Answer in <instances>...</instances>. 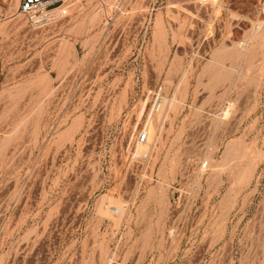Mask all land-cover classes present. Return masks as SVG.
Masks as SVG:
<instances>
[{"label": "rangeland", "instance_id": "374dc122", "mask_svg": "<svg viewBox=\"0 0 264 264\" xmlns=\"http://www.w3.org/2000/svg\"><path fill=\"white\" fill-rule=\"evenodd\" d=\"M263 3L0 0V264H264Z\"/></svg>", "mask_w": 264, "mask_h": 264}, {"label": "built area", "instance_id": "2783aa9c", "mask_svg": "<svg viewBox=\"0 0 264 264\" xmlns=\"http://www.w3.org/2000/svg\"><path fill=\"white\" fill-rule=\"evenodd\" d=\"M204 3H208L209 0H203ZM67 0H21L20 11L28 19V22L32 26H43L55 22L61 18L68 16V9L66 8ZM259 16H264V3L257 10ZM161 91V90H160ZM161 107L160 94L157 95L155 103L148 118H151L154 111H158ZM155 109V110H154ZM136 136V138H135ZM135 153L132 155L133 159H137L141 169H145L148 173L151 167V141L150 132L148 130V124H146L137 134L134 132L127 145L124 146L128 151L132 147L133 140ZM143 148V151L138 154V149ZM139 183V182H137ZM139 187H143L144 182L139 183ZM112 212L118 213L117 209L112 207Z\"/></svg>", "mask_w": 264, "mask_h": 264}, {"label": "crops", "instance_id": "0c3cea01", "mask_svg": "<svg viewBox=\"0 0 264 264\" xmlns=\"http://www.w3.org/2000/svg\"><path fill=\"white\" fill-rule=\"evenodd\" d=\"M29 33V32H28ZM27 33V45L28 48L30 47V45H34V35L32 34L30 36V34ZM16 37V36H15ZM16 39V38H15ZM32 42V43H31ZM34 264H39L38 262H34ZM44 264H47L46 262H44ZM49 264H51V262H49Z\"/></svg>", "mask_w": 264, "mask_h": 264}, {"label": "bare ground", "instance_id": "6f19581e", "mask_svg": "<svg viewBox=\"0 0 264 264\" xmlns=\"http://www.w3.org/2000/svg\"><path fill=\"white\" fill-rule=\"evenodd\" d=\"M19 15H22V13H20ZM161 30V29H160ZM258 32V31H257ZM255 34H257V33H255ZM258 37V36H257ZM74 128H75V125H74ZM64 138V137H63ZM60 140V139H59ZM140 150H141V148H140ZM226 164H227V162H226ZM116 208V207H115ZM119 209V208H118ZM113 213V212H112ZM116 214V213H115Z\"/></svg>", "mask_w": 264, "mask_h": 264}]
</instances>
